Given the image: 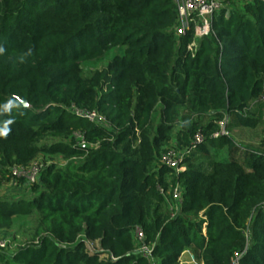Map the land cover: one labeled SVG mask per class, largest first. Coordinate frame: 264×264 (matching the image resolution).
Here are the masks:
<instances>
[{
  "label": "trees",
  "instance_id": "obj_1",
  "mask_svg": "<svg viewBox=\"0 0 264 264\" xmlns=\"http://www.w3.org/2000/svg\"><path fill=\"white\" fill-rule=\"evenodd\" d=\"M177 18L174 0H0V188L40 156L78 161L0 199V231L36 218L0 264H264V141L230 135L264 124V0L216 13L192 50ZM188 148L182 172L162 164Z\"/></svg>",
  "mask_w": 264,
  "mask_h": 264
},
{
  "label": "built area",
  "instance_id": "obj_2",
  "mask_svg": "<svg viewBox=\"0 0 264 264\" xmlns=\"http://www.w3.org/2000/svg\"><path fill=\"white\" fill-rule=\"evenodd\" d=\"M174 3L177 6L178 12L177 26L174 28L176 36H184L189 31H193L194 33V42L188 46L189 50H192L194 47H196L197 40L211 35L214 15L221 11L228 10V4L225 0H174ZM72 111L75 115L81 118H85L92 123L105 127L108 130L111 129V125L107 122V120L97 112L80 110L76 107H73ZM225 135H227V132L226 128L223 125L221 132L216 133L213 137L219 138ZM78 137L82 139L81 136ZM203 141V135L198 133L193 140V147L202 143ZM191 151L192 148H188L183 152L171 149L168 153L163 155L161 162L163 165L169 167L175 172L180 173L184 170V168L181 167V163L186 156L190 155ZM46 166L48 165L39 162H33L28 167L15 166L11 168V174L14 177V180L24 179L30 186H32L38 182L39 177ZM160 191L164 195H169L170 192L168 191L167 194L164 189H160ZM171 191L174 199L181 203L182 194L180 187L178 186L175 189H172L171 187ZM136 236L138 244L143 243L144 235L141 230L136 231ZM98 245V243L87 242L86 246L88 252L91 255H93L94 253H102L103 249L100 247V245ZM140 247L143 252L150 253V250L147 247ZM8 248L9 242L3 237H0V253H6ZM91 248L93 249V251H90ZM102 257L104 258V256Z\"/></svg>",
  "mask_w": 264,
  "mask_h": 264
},
{
  "label": "rangeland",
  "instance_id": "obj_3",
  "mask_svg": "<svg viewBox=\"0 0 264 264\" xmlns=\"http://www.w3.org/2000/svg\"><path fill=\"white\" fill-rule=\"evenodd\" d=\"M228 4L229 9L231 10L233 7H240L243 2H247L248 0H225ZM115 52L111 53L109 58L102 63L97 65H88V69H102L106 67L109 63L110 58L114 55ZM230 135L236 140V142L243 147H255L259 148L264 141V124H260L256 129H234L231 131ZM227 157L226 152L221 153L220 159H225ZM45 165L57 164L60 167H65L69 163H78L75 160H66L61 157L50 158L47 156H40L36 161ZM24 179H20L18 181H13L12 183L3 186L0 188V199H31L33 197V188L26 183H21L20 181ZM36 218H24L19 217L16 218L15 227L12 230H3L0 231V237H3L9 242V248L5 253L7 256L13 254L22 246L27 245L30 242L29 235L31 230L33 231L34 224ZM27 236V237H26ZM19 238V239H17ZM96 246V245H95ZM99 246V245H98ZM92 247V246H90ZM97 247V246H96ZM95 247V248H96ZM98 248V247H97ZM90 251H93L91 248ZM191 264H200L195 258L188 254ZM182 262V261H181ZM182 264V263H181ZM184 264V263H183Z\"/></svg>",
  "mask_w": 264,
  "mask_h": 264
},
{
  "label": "crops",
  "instance_id": "obj_4",
  "mask_svg": "<svg viewBox=\"0 0 264 264\" xmlns=\"http://www.w3.org/2000/svg\"><path fill=\"white\" fill-rule=\"evenodd\" d=\"M191 254L192 258L194 257L191 252H185L183 255Z\"/></svg>",
  "mask_w": 264,
  "mask_h": 264
},
{
  "label": "clouds",
  "instance_id": "obj_5",
  "mask_svg": "<svg viewBox=\"0 0 264 264\" xmlns=\"http://www.w3.org/2000/svg\"><path fill=\"white\" fill-rule=\"evenodd\" d=\"M4 51V49L2 47H0V53H2Z\"/></svg>",
  "mask_w": 264,
  "mask_h": 264
},
{
  "label": "water",
  "instance_id": "obj_6",
  "mask_svg": "<svg viewBox=\"0 0 264 264\" xmlns=\"http://www.w3.org/2000/svg\"><path fill=\"white\" fill-rule=\"evenodd\" d=\"M24 106L28 107V106H29V104H28L27 102H25V103H24Z\"/></svg>",
  "mask_w": 264,
  "mask_h": 264
}]
</instances>
